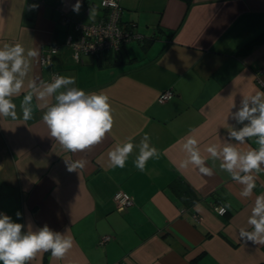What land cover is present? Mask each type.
<instances>
[{
    "label": "crops",
    "instance_id": "crops-1",
    "mask_svg": "<svg viewBox=\"0 0 264 264\" xmlns=\"http://www.w3.org/2000/svg\"><path fill=\"white\" fill-rule=\"evenodd\" d=\"M80 2L76 13L77 0H0V47L19 43L38 51L21 95L12 98L18 115L23 95L33 91L30 81L42 88L39 81L51 82L55 73L74 77L73 86L86 94L107 95L114 119L101 143L71 153L50 137L45 102L35 95L31 120L0 117V213L33 230L68 227L74 240L63 259L40 252L28 264H264V245L239 237L241 228L252 230L247 220L256 196L264 195V172L253 173L256 187L242 198L243 185L205 150L222 146L230 126L242 127L230 118L234 105L264 92L257 84L264 82V0H119L121 24L132 25L139 39L76 62L69 40L77 25L103 14L100 0ZM31 4L38 9L29 11ZM169 89L170 100L158 103ZM145 135L158 158L144 171L133 163L138 148L124 168L109 166L111 150L139 145ZM189 135L212 176L191 164L178 167L188 158ZM255 139L238 147L258 149ZM66 162L83 167L69 172ZM117 191L133 200L122 212L113 201ZM228 204L223 216L215 213Z\"/></svg>",
    "mask_w": 264,
    "mask_h": 264
},
{
    "label": "clouds",
    "instance_id": "clouds-1",
    "mask_svg": "<svg viewBox=\"0 0 264 264\" xmlns=\"http://www.w3.org/2000/svg\"><path fill=\"white\" fill-rule=\"evenodd\" d=\"M82 4L80 0L73 6L78 13ZM113 6H115L113 0ZM38 4H31L28 10L38 9ZM38 56L36 49L27 50L19 43L4 44L0 47V117L13 121L22 118L24 122L32 119L33 97L44 101L45 111L42 121L47 126L49 135L59 143L63 150L77 153L101 143L106 134L113 127L114 119L109 97L103 93H88L74 87V77L51 74V82L39 81L42 88H38L37 80L30 81L28 87L33 91L23 95L18 115L14 96H20L24 88V78L28 75L31 59ZM53 103H48L49 99ZM230 118L242 125L238 130L231 127L223 138V145L211 144L206 152L213 160H220V170L229 174L231 179L243 185L240 191L242 198H250L256 187V176L264 172V92L244 96L239 105L233 106ZM251 138H256L258 149L249 147L242 151L238 145H244ZM235 141L236 143H233ZM138 148V155L133 161L134 166L144 171L147 161L158 158V150L150 145V139L145 135L139 145L126 142L117 145L108 153L109 166L124 168L133 152ZM183 151L188 158L181 160L178 167L187 169L189 164L198 169L205 176H212L213 170L205 167V159L201 156L199 141L189 135L183 143ZM67 170L74 172L77 167H83L80 162H66ZM231 205L219 209L224 214ZM17 219L21 213H16ZM247 224L251 231L241 228L240 240L244 244L264 245V195L256 196ZM26 229V230H25ZM55 232L47 224L33 230L32 224L27 225L14 222L12 217L0 213V264H28L37 253L50 252L51 256L60 260L72 249L74 240L67 233Z\"/></svg>",
    "mask_w": 264,
    "mask_h": 264
},
{
    "label": "built area",
    "instance_id": "built-area-1",
    "mask_svg": "<svg viewBox=\"0 0 264 264\" xmlns=\"http://www.w3.org/2000/svg\"><path fill=\"white\" fill-rule=\"evenodd\" d=\"M100 0V8L103 14L100 15L94 22L90 24L77 25V36L75 40H69L72 50V57L76 62H79L83 54L93 57L102 54H112L118 52L120 47L131 39H139L132 31V25L124 26L120 22V5L119 0ZM56 46H53L49 51L50 54L55 53ZM42 58V62H46L47 58ZM257 84L264 91V82L257 79ZM173 96L172 90L163 91L159 94L157 102L165 103ZM113 201L116 209L119 212L126 210L133 203L132 197L128 193L117 191L114 193ZM222 206H215V213L223 216L219 209Z\"/></svg>",
    "mask_w": 264,
    "mask_h": 264
},
{
    "label": "rangeland",
    "instance_id": "rangeland-1",
    "mask_svg": "<svg viewBox=\"0 0 264 264\" xmlns=\"http://www.w3.org/2000/svg\"><path fill=\"white\" fill-rule=\"evenodd\" d=\"M100 9H101V8H100ZM90 17H91V16L85 17V19H86V18H87V19H90Z\"/></svg>",
    "mask_w": 264,
    "mask_h": 264
},
{
    "label": "flooded vegetation",
    "instance_id": "flooded-vegetation-1",
    "mask_svg": "<svg viewBox=\"0 0 264 264\" xmlns=\"http://www.w3.org/2000/svg\"><path fill=\"white\" fill-rule=\"evenodd\" d=\"M225 213V212H224ZM224 215V214H223Z\"/></svg>",
    "mask_w": 264,
    "mask_h": 264
}]
</instances>
